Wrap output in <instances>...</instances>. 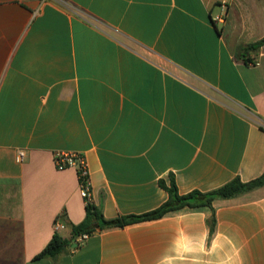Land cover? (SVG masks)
<instances>
[{"label":"crops","instance_id":"crops-1","mask_svg":"<svg viewBox=\"0 0 264 264\" xmlns=\"http://www.w3.org/2000/svg\"><path fill=\"white\" fill-rule=\"evenodd\" d=\"M226 1L213 24L220 0H0V264H264V186L80 241L53 161L84 155L106 220L157 209L171 176L184 195L264 173V45L244 52L264 0ZM56 219L67 247L35 260Z\"/></svg>","mask_w":264,"mask_h":264},{"label":"trees","instance_id":"trees-1","mask_svg":"<svg viewBox=\"0 0 264 264\" xmlns=\"http://www.w3.org/2000/svg\"><path fill=\"white\" fill-rule=\"evenodd\" d=\"M262 45H264V38L248 44L244 48V52L248 53L254 51ZM250 60L251 59L248 58L245 62L248 63ZM160 185L168 193V199L157 209L140 216H129L106 220L103 218L101 212L92 203H87L85 205V217L83 221L77 225H71V234L75 237L84 233L92 234L96 230L123 227L127 224L135 222L153 220L162 217L167 212L182 209L184 207L198 208L206 206L211 208V204L215 199H229L260 186H264V173H262L258 178L247 183H243L238 178H234L223 186L207 193L192 191L190 193L180 195L177 192L172 176L170 177V183L168 186H166L163 182H160ZM209 225L212 228V217L209 219ZM66 247L67 240L62 238L59 233L55 232L46 246L34 257V259L55 258L62 253Z\"/></svg>","mask_w":264,"mask_h":264},{"label":"built area","instance_id":"built-area-1","mask_svg":"<svg viewBox=\"0 0 264 264\" xmlns=\"http://www.w3.org/2000/svg\"><path fill=\"white\" fill-rule=\"evenodd\" d=\"M227 1L220 0V8L221 12L212 16L213 24H223L227 15ZM256 65V63H253ZM259 125L264 128V122H260ZM18 161H22L24 159V152L17 151ZM53 161L55 168L58 171L73 168L75 169L78 184H79V192L81 197L83 198L85 205L87 203H91L90 196V184H89V170L88 164L83 154L78 152H56L53 156ZM55 232H59L64 229V225L60 222V220L56 219L53 224ZM89 237L88 234H81L79 237L80 241H84Z\"/></svg>","mask_w":264,"mask_h":264}]
</instances>
